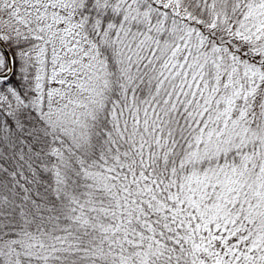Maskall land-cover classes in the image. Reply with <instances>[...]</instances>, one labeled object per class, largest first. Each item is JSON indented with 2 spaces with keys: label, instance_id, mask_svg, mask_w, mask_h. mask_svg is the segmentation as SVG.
<instances>
[{
  "label": "snow or ice",
  "instance_id": "snow-or-ice-1",
  "mask_svg": "<svg viewBox=\"0 0 264 264\" xmlns=\"http://www.w3.org/2000/svg\"><path fill=\"white\" fill-rule=\"evenodd\" d=\"M0 264H264V0H0Z\"/></svg>",
  "mask_w": 264,
  "mask_h": 264
}]
</instances>
